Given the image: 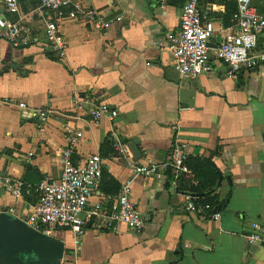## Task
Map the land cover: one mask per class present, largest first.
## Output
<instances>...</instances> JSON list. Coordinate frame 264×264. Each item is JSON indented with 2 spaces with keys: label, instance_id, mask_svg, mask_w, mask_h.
<instances>
[{
  "label": "crops",
  "instance_id": "1",
  "mask_svg": "<svg viewBox=\"0 0 264 264\" xmlns=\"http://www.w3.org/2000/svg\"><path fill=\"white\" fill-rule=\"evenodd\" d=\"M212 2L201 0L200 7ZM230 6L236 7L220 4L214 14L227 25ZM87 11L107 22L105 31L93 29ZM182 13V1L77 0L59 22L67 45L60 59L43 50L48 14L39 0H18L15 12L0 0V19L24 21L33 37L32 45L16 48L0 29V173L26 185L20 199L0 186V212L27 224L26 203L38 199L44 177L59 178L68 131L81 130L74 162L94 154L103 159L89 206L131 182V199L145 220L140 233L124 225L118 234L88 227L80 238L53 230L51 237L65 245L60 264H264V248L246 239L253 222L264 227V65L233 79L212 49L211 73L181 78L169 41L181 30ZM220 40L217 34L212 42ZM258 50L264 51V34ZM102 104L118 116L95 121L92 112ZM176 138L197 159L192 164L211 159L220 169L212 195L223 203L220 222L183 210L193 178L175 188L168 177L136 176L129 166L167 160ZM6 227L3 241L17 249Z\"/></svg>",
  "mask_w": 264,
  "mask_h": 264
},
{
  "label": "built area",
  "instance_id": "2",
  "mask_svg": "<svg viewBox=\"0 0 264 264\" xmlns=\"http://www.w3.org/2000/svg\"><path fill=\"white\" fill-rule=\"evenodd\" d=\"M1 1L9 11L18 10V0ZM76 1L39 0L41 11L48 14L44 29L46 46L43 50L56 54L60 59L65 58L67 45L59 32V22ZM157 1L161 5L183 2L181 30L169 41L174 67L181 78H195L213 71L209 43L217 34L221 35V40L215 57L226 66L228 77L236 79L244 72L264 65V51L258 50L259 39L264 34V0H213L203 8L200 7L201 0ZM223 3L236 5V11L229 16L228 25L223 17L214 15ZM85 16L96 31H105L108 27L107 22L94 11H87ZM0 29L4 38L16 48L33 44L32 29L24 21L0 19ZM85 101L92 103L90 97ZM18 106L28 110L26 103H19ZM118 114L116 109L106 104L96 106L92 112L95 121L103 118L114 120ZM82 137L81 130L68 131L67 145L60 163L61 174L58 179L48 176L42 179L38 186V199L26 203L27 225L47 236H51L53 230H70L80 238L88 227L118 234L121 225L129 231L140 233L145 229V220L131 199V182H127L117 194L108 195L102 203L89 206L92 196L101 185L103 159L99 154H94L83 164L74 162V150ZM123 147L126 145H114L116 150ZM187 151V145L176 138L167 160L146 164L131 162L129 166L134 175L142 177L163 179L172 173L171 184L175 188L179 187L180 179L193 178L197 184L194 173L186 165ZM0 186L15 199L22 197L26 187L24 183L3 173H0ZM183 210L211 222H220L222 219V212L217 206L201 201L192 194L186 195ZM250 227L246 235L248 243L264 248V227L256 222Z\"/></svg>",
  "mask_w": 264,
  "mask_h": 264
},
{
  "label": "water",
  "instance_id": "3",
  "mask_svg": "<svg viewBox=\"0 0 264 264\" xmlns=\"http://www.w3.org/2000/svg\"><path fill=\"white\" fill-rule=\"evenodd\" d=\"M210 48L217 45L209 43ZM138 144L133 143L129 149L136 154V160L141 157ZM8 226L16 234L20 246L8 245L3 241ZM65 245L51 236L42 234L29 227L24 220L11 213L0 212V264H60L64 259Z\"/></svg>",
  "mask_w": 264,
  "mask_h": 264
},
{
  "label": "trees",
  "instance_id": "4",
  "mask_svg": "<svg viewBox=\"0 0 264 264\" xmlns=\"http://www.w3.org/2000/svg\"><path fill=\"white\" fill-rule=\"evenodd\" d=\"M235 11L236 7L234 8L233 6H230L228 16L233 14ZM194 160L197 159H193L191 158V156H188V159L186 160V165L192 170L197 181V184L193 185L190 188V194L198 196L201 201L213 203L220 210L222 208L223 203L220 202L219 197L217 195L212 196L219 185L221 177L220 169L211 159H201L198 160L199 164H192V162H195ZM171 179L172 173H169L167 179L168 186L171 183ZM181 182H183L182 179H180L179 184H181Z\"/></svg>",
  "mask_w": 264,
  "mask_h": 264
}]
</instances>
